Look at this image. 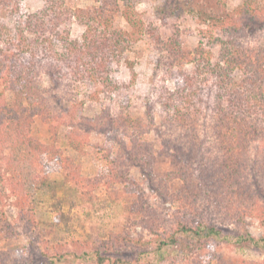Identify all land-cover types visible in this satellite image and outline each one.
<instances>
[{
	"label": "trees",
	"instance_id": "obj_1",
	"mask_svg": "<svg viewBox=\"0 0 264 264\" xmlns=\"http://www.w3.org/2000/svg\"><path fill=\"white\" fill-rule=\"evenodd\" d=\"M44 1L42 8L25 14L22 0H0V143L10 150L9 154L2 152L0 160L11 173L10 188L20 197L29 196V183L38 194L47 189L51 205L64 215V206L68 210L83 207L87 194L92 195L100 185L108 188V198L115 196L114 184L120 183L122 194L130 199L124 206L126 223L157 233L158 223L153 218L156 207L127 167L121 168L122 163L132 160L155 189V154L141 137L145 133L142 120L124 111L113 115L109 108L97 118H82L100 132L129 134L133 141L125 161L122 157L110 159L106 173L95 179L82 176L75 159L56 145L57 137L45 143L33 135L37 120L52 132L58 128L42 75H47L56 88L88 87L92 90L90 99L124 96L129 85L117 78L116 65L132 50L139 35L148 34L156 53L154 103L159 104L168 125L185 130L192 142L196 137L192 147L181 143L178 136L167 143L173 160L167 179L183 182L170 195L178 202L180 213L174 222L177 233L170 242L179 247L183 238H198L203 243L199 250H191L193 245L182 247L183 264H213L214 258H219L214 241L221 232L209 221L214 207V213L222 214L241 230L242 239L264 247V234L251 235L246 223L248 215L257 213L264 226V39L256 45L242 39L264 30V0H245L234 13L228 12L221 0L214 3L217 13L199 5V20L207 27L202 40L191 49H186L176 34L163 38L157 27L145 22L134 0H95L97 3L87 7H73L66 0ZM119 14L130 29L118 24ZM10 18L15 22L10 24ZM74 22L84 27L80 38L72 35ZM128 62L133 70V62ZM2 84L12 92V100H6ZM79 111L80 107L76 114ZM199 129L209 131L214 139L199 138ZM132 131L138 132L134 135ZM70 143L83 151L78 139ZM252 149L261 155L255 164L250 157ZM55 167L61 170L63 180L50 178ZM191 185L202 187L203 192ZM61 189L63 194L58 196ZM89 198L93 203L99 199L95 195ZM143 238L142 234H111L96 241L89 259L93 264H137L124 255L136 252L129 245L141 246L139 251L148 253L152 239ZM155 239L159 249L169 243L158 233ZM236 264L264 261L240 260Z\"/></svg>",
	"mask_w": 264,
	"mask_h": 264
},
{
	"label": "rangeland",
	"instance_id": "obj_2",
	"mask_svg": "<svg viewBox=\"0 0 264 264\" xmlns=\"http://www.w3.org/2000/svg\"><path fill=\"white\" fill-rule=\"evenodd\" d=\"M73 7H87L95 0H66ZM136 9L147 23L157 27L161 36L165 39L172 36H179L186 49H191L199 44L206 31L207 25L200 22L197 9L199 5L207 6V9L217 13L214 3L216 0H134ZM245 0H221L225 3L227 11L234 13ZM263 2V0H262ZM44 0H22V13L36 11L44 6ZM124 3V0L119 1ZM264 3V2H263ZM17 19V18H16ZM118 24L125 29H130L126 19L119 14ZM10 24L15 18L8 20ZM84 27L77 22L72 25V35L81 37ZM138 40L128 51L121 63L116 65L117 78L129 85L124 96L107 99L103 95L90 99V88L78 87L73 90L71 87L56 88L50 82L47 75H42V83L47 98L52 108L53 115L58 117V128L53 132L48 126L37 120L33 127V135L45 143L57 137L56 145L62 151L73 157L81 169L82 176L95 179L102 173H106L110 159L122 157L125 161L127 149L133 145L129 134L123 136L109 135L100 132L87 124L83 117L97 118L105 108L116 115L119 111L129 112L132 118H139L145 126V133L142 134L143 141L150 143L155 154L154 180L155 189L150 185L148 178L140 167L132 160L122 163L121 168H126L129 173L142 185L152 206L156 207L154 219L158 223L157 233L166 241L167 245L158 248L157 233L148 229L144 230L140 225H134L125 220L124 206L129 202L122 194L123 184H114L115 196L108 198V188L100 185L95 188L92 195L99 199L94 203L87 194V200L83 207H75L68 210L67 206L62 209L64 215L59 214L51 205L53 200L47 189L40 194L33 189L29 183V196L20 197L17 192L10 188L8 177L11 173L6 169V163L0 160V264H93L89 259L90 251L96 241L107 239L114 233H129L131 236L143 235V239H152L149 252L144 254L139 251L141 246L135 248L129 245V256L125 259H132L137 264H183L186 261L182 247L191 246V250H199L202 247L198 238H183L182 244L175 247L170 239L176 232V218L178 202H173L170 196L178 191L183 182L181 179H167V174L173 166L172 156L168 150L172 138L178 136L187 145L192 147L195 143L185 136V130L176 129L172 124L168 125L162 117L159 104H155V51L152 46L151 37L148 34L138 36ZM243 41L256 45L264 39V30L257 35L243 36ZM204 42L207 39H203ZM218 51V47L214 48ZM128 61L133 62L132 67ZM134 71V72H133ZM134 73V74H133ZM135 75V76H133ZM2 83V82H0ZM173 85L172 82H170ZM1 90H5L3 84ZM6 100H12V92L6 91ZM155 104V105H154ZM78 107H80L79 114ZM153 118H150V113ZM202 130V126H201ZM197 132L199 138L212 141L213 136L209 131ZM56 132V134H55ZM138 131H132L135 135ZM55 134V135H54ZM78 139L83 146V151L71 144V139ZM1 142V141H0ZM169 142V144H167ZM186 148V147H185ZM9 154V148H2L1 153ZM251 160L261 157L256 149L250 152ZM1 158V157H0ZM255 164V162H254ZM197 167V166H196ZM259 172V171H258ZM262 173V172H261ZM51 179L61 181L63 174L57 167L50 170ZM264 179V177L262 178ZM198 192L203 188L191 185ZM254 185H251L253 188ZM167 193V194H166ZM197 193V192H196ZM63 194L62 189L58 196ZM208 205V204H205ZM203 202H199L200 209ZM211 208L210 222L218 225L221 232L214 241V248L219 258H214L213 264H236L240 260L264 261V247L254 242L241 238V230H237L234 224L225 220L222 214L213 212ZM247 229L251 235L260 237L264 234V226L257 213L246 217ZM192 241V243H186ZM194 242V243H193ZM201 245V246H200ZM127 257V258H126Z\"/></svg>",
	"mask_w": 264,
	"mask_h": 264
}]
</instances>
